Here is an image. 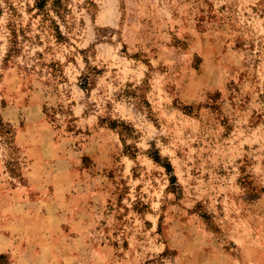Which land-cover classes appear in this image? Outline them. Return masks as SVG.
<instances>
[{"label": "rangeland", "instance_id": "rangeland-1", "mask_svg": "<svg viewBox=\"0 0 264 264\" xmlns=\"http://www.w3.org/2000/svg\"><path fill=\"white\" fill-rule=\"evenodd\" d=\"M0 4V253L264 264V0Z\"/></svg>", "mask_w": 264, "mask_h": 264}, {"label": "trees", "instance_id": "trees-1", "mask_svg": "<svg viewBox=\"0 0 264 264\" xmlns=\"http://www.w3.org/2000/svg\"><path fill=\"white\" fill-rule=\"evenodd\" d=\"M49 0H36V5L40 9H44L47 6V2ZM54 6L60 8L61 0H53ZM0 11H1V4H0ZM14 133L12 130V125L10 123H6L3 121V119L0 116V137L4 139V142H7L8 144H12L14 141V144H16V134L14 133V136L11 137V134ZM17 146V145H16ZM153 160L156 162H161V156L160 154H153L152 155ZM167 170H171V164L170 162H167L164 164ZM0 264H13L10 256L7 253H0Z\"/></svg>", "mask_w": 264, "mask_h": 264}]
</instances>
